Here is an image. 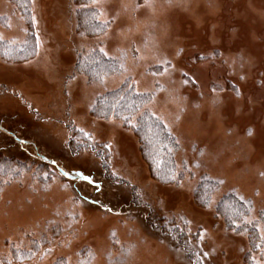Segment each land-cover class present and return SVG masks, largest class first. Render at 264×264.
Here are the masks:
<instances>
[{"label":"rangeland","instance_id":"1","mask_svg":"<svg viewBox=\"0 0 264 264\" xmlns=\"http://www.w3.org/2000/svg\"><path fill=\"white\" fill-rule=\"evenodd\" d=\"M84 7L105 33L77 29ZM30 10L35 55L0 59V156L30 165L0 186V256L39 240L25 264H264V0H30ZM0 16V39L22 40L8 0ZM92 48L120 59L121 73L100 83L76 73ZM127 79L152 94L148 109L178 139L177 185L148 176L130 130L90 113ZM202 176L219 184L207 208L193 199ZM230 192L251 205L262 258L215 214Z\"/></svg>","mask_w":264,"mask_h":264},{"label":"trees","instance_id":"2","mask_svg":"<svg viewBox=\"0 0 264 264\" xmlns=\"http://www.w3.org/2000/svg\"><path fill=\"white\" fill-rule=\"evenodd\" d=\"M24 23L25 36L22 40L15 38L0 39V59L4 62L21 63L32 58L36 53V40L31 22L30 0H8ZM80 5H88L92 0H75ZM77 29L87 37H98L105 33L107 24L98 20V13L91 7L76 11ZM6 17L0 16V24L6 25ZM122 71L118 58L105 56L97 48L83 51L77 56L75 72L83 75L88 83L101 82ZM152 99L151 93H139L130 80H125L118 88L98 94L91 107L94 118L112 119L130 130L139 143L140 156L147 168L148 176L159 185H177L184 178L183 170L176 163L179 150L177 137L168 127L148 109ZM70 134V140H84L81 133ZM77 136V137H72ZM73 138V139H72ZM80 145V144H79ZM84 147V146H83ZM30 169L26 163L12 157L0 156V186L8 183ZM219 187L217 181L202 176L193 191V199L201 207L207 208L211 195ZM251 205L235 193L225 194L215 207V214L223 219L225 227L235 233H247L250 252L258 253L262 258V236L257 222H249ZM264 221V212H260ZM41 241L31 240L25 249L9 248L6 256H0V264H25L32 259L36 246ZM198 254V253H197ZM200 258L192 257L193 264H201ZM245 263L255 264L251 257Z\"/></svg>","mask_w":264,"mask_h":264},{"label":"bare ground","instance_id":"3","mask_svg":"<svg viewBox=\"0 0 264 264\" xmlns=\"http://www.w3.org/2000/svg\"><path fill=\"white\" fill-rule=\"evenodd\" d=\"M195 19L197 20V17H195ZM216 28H213L212 30H211V40H214V38H215V36H216ZM255 93V97H254V99L255 98H257V97H259V95H260V93H261V91H259V92H254ZM235 102H236V104L237 105H239V103L241 102V100H237V99H235L234 100ZM253 115H255V113H253ZM204 125H207V124H204ZM216 125H219V124H216ZM206 127V126H205ZM215 128H217V126H215ZM209 133V132H208ZM260 162V161H259ZM255 163L256 165V167L258 166V165H262V162L261 163ZM229 169V171L227 172L228 174H229V176L230 177H234V176H236V175H240L241 173L239 172V169H236V167L235 166H233V167H229L228 168ZM248 176V175H247ZM250 176H251V174H250Z\"/></svg>","mask_w":264,"mask_h":264},{"label":"water","instance_id":"4","mask_svg":"<svg viewBox=\"0 0 264 264\" xmlns=\"http://www.w3.org/2000/svg\"><path fill=\"white\" fill-rule=\"evenodd\" d=\"M64 176L70 178V176H68L66 173H62ZM77 177L78 178H82V180H84L85 182H88L89 184H92V185H96L95 183H93L89 177H85V176H81V174H77Z\"/></svg>","mask_w":264,"mask_h":264}]
</instances>
